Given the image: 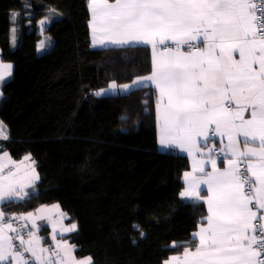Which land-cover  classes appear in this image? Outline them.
Segmentation results:
<instances>
[{"label": "trees", "instance_id": "trees-1", "mask_svg": "<svg viewBox=\"0 0 264 264\" xmlns=\"http://www.w3.org/2000/svg\"><path fill=\"white\" fill-rule=\"evenodd\" d=\"M53 9L60 15L43 36L38 21ZM88 19V0H0V61L13 65L1 87L10 139L0 151L15 159L30 153L40 177L32 195L1 209L9 219L57 203L77 224L69 234L77 258L162 264L194 244L183 242L193 240L205 208L179 195L187 157L157 147V90L95 95L112 81L150 74L149 47L93 48ZM40 232L49 242L48 227Z\"/></svg>", "mask_w": 264, "mask_h": 264}, {"label": "snow or ice", "instance_id": "snow-or-ice-1", "mask_svg": "<svg viewBox=\"0 0 264 264\" xmlns=\"http://www.w3.org/2000/svg\"><path fill=\"white\" fill-rule=\"evenodd\" d=\"M88 6L93 47L150 45L153 54L150 75L137 77L131 84L112 81L95 95H118L150 84L159 93L156 107L162 147L178 148L191 156L193 151L200 152L197 138L205 144L217 135L228 141L219 150L227 158L223 170L211 158L215 149L210 148L207 162L197 161L192 173H184L186 188L181 197L194 204L203 200L208 214L201 217L193 240L183 242L192 244L198 238L195 249L185 247L182 256L163 264H264V223H260L264 215L259 214L264 210V0H88ZM11 15L15 19L18 13ZM57 15L49 10L38 22L41 30ZM11 31L15 44L16 29ZM44 46L41 41L38 50ZM181 46L189 50L182 51ZM234 52L239 60L233 58ZM12 69L11 63L0 61V83L12 75ZM246 110L250 118H245ZM9 139L7 126L0 121V140ZM6 157L10 160L5 152L0 160ZM24 159L31 160V154ZM205 163L211 164V171H206ZM5 167L0 163V207L32 195L40 179L35 167L21 179L11 171L5 176ZM202 186H206V197L201 196ZM4 219L5 212L0 210V264H33L13 245L12 236L5 237V227L12 233L17 229L11 223L5 225ZM64 231H77V224ZM16 239L21 248L28 244L24 251L36 257L31 238L25 241L19 235ZM176 246V242L171 245ZM62 259L65 264L74 261L69 255ZM35 264L59 262L36 257ZM87 264H92L91 258Z\"/></svg>", "mask_w": 264, "mask_h": 264}, {"label": "crops", "instance_id": "crops-1", "mask_svg": "<svg viewBox=\"0 0 264 264\" xmlns=\"http://www.w3.org/2000/svg\"><path fill=\"white\" fill-rule=\"evenodd\" d=\"M109 2L110 3L114 2V0H109ZM88 12H89L88 28H89V34H90V40H91V46H92V29L89 26V22L92 18V15H91V12L89 10V6H88ZM38 44H39V42H38ZM38 44H37V50H38ZM109 47H114V46H109ZM148 47L150 50V61H151V66H152V55H153L152 49H151L150 45ZM172 47H175V46L172 45ZM200 47L203 48V44H200ZM93 48H105V47H99L98 46V47H93ZM42 50H43V48H42ZM181 50L187 52L189 49H187V47H185V46H181ZM233 58L236 60H239V53L234 52ZM3 63L8 64L10 62H3ZM255 67L258 68L259 66L255 65ZM150 74H148V75H150ZM142 76H147V75H142ZM142 76H138V77H142ZM10 77H6L5 81L3 83H0V93H2V91H1L2 85ZM136 78L137 77H135L133 80H135ZM132 81H130L128 83H124V84H131ZM120 85H122V84H120ZM149 86L154 87L150 84H149ZM107 87H105V88H107ZM137 87H142V86L137 85V86H134L132 89L137 88ZM101 89H104V88H101ZM132 89H130V90H132ZM128 92L121 93V94H126ZM1 96L2 95H0V98H1ZM100 96H104V95H100ZM158 96H159V93L157 92L156 105H157ZM244 116H245V118H250V112L246 110L244 112ZM212 127H214V126H212ZM156 128H157L156 129V131H157V147L160 151H162V152L174 151L178 154H181V155H184L187 157L188 169L185 172L192 173L193 164L197 161L203 160V161L207 162L209 160L208 149H210V148L215 149V151H213L211 153V158L217 160V167L220 168L221 170H223V168L226 167V159L227 158H225L222 154H220L219 150L221 147H223L224 145H226L228 143L227 138H221L219 135H217L214 138L208 139L206 144L203 142L202 138H197L198 139V145L197 146L199 147L200 152H203L204 155L201 156L200 152L193 151V154L191 156H189L188 152H186V151H181L178 148L175 150L166 149L160 145V143H159V128H158V123H157V107H156ZM1 141L2 140H0V142ZM240 147H241V149L243 148L242 138H241ZM216 151L219 152V154H220L219 156L216 155ZM5 152L8 153L7 151H0V156H3V154ZM27 155L28 154H25L22 157L15 159L8 154V156L10 157V160L7 157L4 158L3 160H0V163L4 164L6 166L4 169V175L7 176L10 171L13 173H16L18 179L25 178L28 175H31L32 174V168L35 167V170H36V166L33 165V161L35 162V160L32 157H31V160H25L24 158ZM204 167H205L206 171L212 170L211 164H209V163H205ZM36 173H38L37 170H36ZM196 175H199V173H196ZM182 182H183V186L180 190V193L182 191H184L186 188L184 174H183ZM180 193H179V195H180ZM207 195H208V193H207L206 186H202L201 196L206 197ZM180 197H181V195H180ZM181 198L184 201H189L187 197H181ZM15 201H21V200H15ZM201 203L204 205L205 212H206L205 216H207V214H208L207 213V207L208 206L205 202H203V200L201 201ZM57 205H58L57 203H53V204L39 206L34 211L26 212V213L19 215V216H22V215L26 216L28 213H33V216L30 219H15V220L12 219V220H10L8 218H5L4 219L5 225L8 223H11L13 225V227L17 229L16 233H12L5 227L4 228L5 237L12 236L13 237V240H12L13 245L19 251H21L23 253L25 260H30L33 262V264H35V262H36V257H42L44 260H48L50 258L52 261H58L59 264H65V261L62 258L66 255L74 257V261H68L67 264H87L88 258H90V257L86 256L83 258H77L74 255V248L75 247L70 242V238H69V234H71L72 232L64 231V229L69 228L73 223L67 222V220H68L67 214L65 217L61 218L60 214L64 213V212L62 211V209L60 208L59 205H58V207H56ZM0 210H2L1 207H0ZM259 214L264 215V210H260ZM204 223L206 224V221H204ZM262 223H264V221H262ZM33 224L38 225V227H33ZM25 225H26V227H25ZM45 225L48 227L49 242H47V243H44L43 235L40 232L41 227L45 226ZM198 225H200V224H198ZM54 229H55V236L53 235ZM198 230H199V228L197 226L196 229L194 231H192V233H191L192 239H193L192 234ZM19 235H23V238L25 241H28L30 238L33 240L31 247L36 251V257H33L31 252L24 251L25 248L29 247L28 244H25L23 248L20 247V241H19V239H16V237ZM198 243H199V240L197 238V239H195L194 244H192L190 246L188 245L186 247H189L192 250H194L196 244H198ZM65 245H67V247H65ZM41 248L48 249V251L41 253V251H40ZM183 251H184V249L180 253L170 255L165 260H168L170 257L182 256ZM54 252H59V256L53 255ZM163 262H162V264H163Z\"/></svg>", "mask_w": 264, "mask_h": 264}, {"label": "rangeland", "instance_id": "rangeland-1", "mask_svg": "<svg viewBox=\"0 0 264 264\" xmlns=\"http://www.w3.org/2000/svg\"><path fill=\"white\" fill-rule=\"evenodd\" d=\"M43 19H45V18H41L39 21H41V20H43ZM39 21H38V22H39ZM46 24H47V22H46ZM46 24H45V25H46ZM38 30H39L40 32H42V31H41V26H40L39 23H38ZM41 34L44 36L43 32H42ZM43 36H42V38L39 40V44H40L41 41H44V37H43ZM39 44H38V45H39ZM41 51H42V48H40V49L38 50L39 53H40Z\"/></svg>", "mask_w": 264, "mask_h": 264}, {"label": "built area", "instance_id": "built-area-1", "mask_svg": "<svg viewBox=\"0 0 264 264\" xmlns=\"http://www.w3.org/2000/svg\"><path fill=\"white\" fill-rule=\"evenodd\" d=\"M255 2H257V3H258V2H259V0H255ZM185 47H186V46H185ZM216 155H217V156H219V155H220V154H219V152H217V151H216ZM260 223H262V221H260Z\"/></svg>", "mask_w": 264, "mask_h": 264}]
</instances>
